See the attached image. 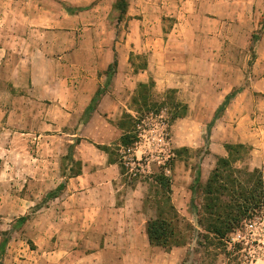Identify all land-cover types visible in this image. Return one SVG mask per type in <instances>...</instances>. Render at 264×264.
Instances as JSON below:
<instances>
[{"label": "rangeland", "instance_id": "rangeland-1", "mask_svg": "<svg viewBox=\"0 0 264 264\" xmlns=\"http://www.w3.org/2000/svg\"><path fill=\"white\" fill-rule=\"evenodd\" d=\"M117 1L0 0L4 61H38L36 41L56 38V71L70 87L109 94L91 114L90 105H22L29 78L1 64L0 103L10 105H0V264H264V220L222 242L200 224L195 184L207 183L227 145L250 147L247 164L264 168V4L213 11L214 0H127L120 20ZM143 84L150 104L166 105L142 118L139 143L120 152L122 175L97 146L120 142L124 114L140 119L133 99ZM234 93L236 106L216 120ZM162 173L185 243L171 250L151 247L146 234Z\"/></svg>", "mask_w": 264, "mask_h": 264}, {"label": "trees", "instance_id": "trees-1", "mask_svg": "<svg viewBox=\"0 0 264 264\" xmlns=\"http://www.w3.org/2000/svg\"><path fill=\"white\" fill-rule=\"evenodd\" d=\"M127 8V0H118L114 6V9L120 14V20L126 13ZM117 68L118 61L116 60L109 66L107 72L108 82L116 73ZM148 87L149 85H141L137 96L133 99L134 106L138 107L139 105L136 113L141 114L140 119L130 114H124L117 124V127L123 132L120 142L114 147L97 146L100 151L108 156L110 165L119 167L122 175L128 167H126V163H122L120 152L122 149L131 150L139 143L141 136L139 126L144 121L143 117L159 114L166 105L165 103L163 105L150 104L145 97V91ZM103 95L104 92L99 88L92 104L87 109V113L91 114L96 110ZM235 97V93L226 97L224 103L216 112V120L226 111ZM141 102L143 105H140ZM182 108L184 111L181 116H184L186 107ZM80 142L78 141V146ZM225 149L227 157L217 158L215 169L212 171L207 183L201 186L200 178L198 177L195 180L198 191L203 198V218L200 224L204 226L208 233L213 234L222 242H227L229 236L240 229L242 230L247 222L264 220V168L251 169L249 167L247 161L250 159L251 148L246 145H227ZM154 179L157 184V196L161 197L159 198L160 212L155 219H151L147 223L146 234L149 245L165 250L181 247L185 243L182 241L184 240L183 237H181L179 216L171 199L170 179L165 173L155 176ZM63 189L64 186L58 187L56 191L49 195V199H57ZM26 221L27 217L19 219L21 223ZM6 244V239L0 244L2 255L5 252Z\"/></svg>", "mask_w": 264, "mask_h": 264}, {"label": "crops", "instance_id": "crops-1", "mask_svg": "<svg viewBox=\"0 0 264 264\" xmlns=\"http://www.w3.org/2000/svg\"><path fill=\"white\" fill-rule=\"evenodd\" d=\"M238 1L240 0H214L213 11L222 7L223 4L232 8V6L238 4ZM263 4L264 0H248V6L252 11L258 12ZM54 28L56 29V25ZM23 41V39H19L18 44L20 45ZM13 42L16 41L13 40ZM36 45L39 46L37 53L40 59L38 61L30 62L23 60V58L20 59V63L17 60L4 61L6 51L0 53V66L5 64V68L2 69L6 74L30 79H28L29 90L25 94H20L22 105H91L100 86L98 87V84L95 83L97 87L92 89L87 96L76 89H72L69 85L68 76L65 78L62 76L61 70L56 71V66L63 65L62 58L56 59V38H43L41 41H36ZM13 62L15 63L13 64ZM26 62L31 64L28 71L24 68ZM16 64L19 65L12 69L11 65ZM56 85H60L62 89L56 91ZM212 87L217 88V84H212ZM228 87V91H230L231 85ZM108 98L109 94H104L99 101V105L108 103ZM236 103L237 99L229 105L228 109L235 107ZM0 105H10V103H0ZM5 116L6 111L0 106V123L5 119ZM109 170L108 168L105 172H109Z\"/></svg>", "mask_w": 264, "mask_h": 264}, {"label": "built area", "instance_id": "built-area-1", "mask_svg": "<svg viewBox=\"0 0 264 264\" xmlns=\"http://www.w3.org/2000/svg\"><path fill=\"white\" fill-rule=\"evenodd\" d=\"M142 127H143L142 125L139 126V130H140V131L143 129Z\"/></svg>", "mask_w": 264, "mask_h": 264}]
</instances>
